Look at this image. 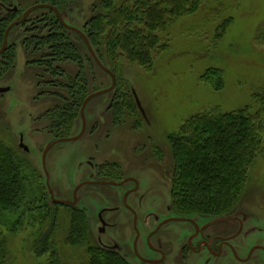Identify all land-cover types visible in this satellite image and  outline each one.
<instances>
[{
    "label": "rangeland",
    "instance_id": "374dc122",
    "mask_svg": "<svg viewBox=\"0 0 264 264\" xmlns=\"http://www.w3.org/2000/svg\"><path fill=\"white\" fill-rule=\"evenodd\" d=\"M99 1L71 0L65 8L66 22L82 31ZM21 3L22 8L30 5L29 1ZM40 14L37 11L35 17ZM223 25H226L224 29ZM20 32H14L10 41L20 43ZM70 35L85 59L89 72V96L108 89L112 84L110 76L95 63L81 37L74 32ZM158 36L167 48L155 58L150 70L128 62L124 56L108 59L109 69L118 75L114 91L87 104L84 136L76 142L56 145L46 161L50 187L55 198L64 201H72L76 186L81 181L91 180V175L98 181L136 178L140 190L128 199V203L134 205L140 219L147 217L139 226L142 238L155 227L157 214L160 219L171 214L183 216L174 209L172 213L167 210L172 206L170 136L198 113L213 108L227 113L252 105L254 93L264 86V0H202L195 12L177 18ZM26 61L24 50L19 47L14 73L0 80V86L11 88L0 96V139L26 161L27 168L36 170L50 197L42 154L54 141L55 136L49 131L53 132L51 129L57 123L51 122L48 114L64 105L61 98L51 94L58 93L62 98L68 96L64 89L50 86L47 82L50 78L43 75L42 70L28 69ZM61 66L72 78L78 74L74 63ZM208 71L221 73V85L216 87L211 77L204 78ZM35 73H41L43 77L39 83ZM117 88L125 91L132 103L135 91L145 116L133 104L126 106L118 116L108 109ZM80 114L72 121L70 137L66 139L81 132ZM22 143L29 152L24 151ZM131 187V184L121 188L85 186L77 194L76 206L70 207L84 212L94 243L110 248L118 246V253L127 264H144L134 258L133 217L123 206V195ZM238 199L231 212L237 208L244 211L249 217L244 229L253 228L255 231L241 248L244 255L252 244L264 242V152L251 165ZM111 208L116 210H106L108 212L103 214L109 225L105 227V233H100L103 225L98 215ZM60 213L67 218L61 219L57 231L63 260L65 264H85V248L71 249L63 245L69 219L66 211L60 210ZM184 217L206 221L197 214ZM179 226L175 223L170 228L176 230ZM34 230L29 228L9 238L11 264L45 263L46 258L38 259L31 251ZM179 241L181 243L182 238ZM174 255L164 264H184ZM204 258L191 254L185 264H203ZM224 263L239 264L231 257ZM248 264H256V261Z\"/></svg>",
    "mask_w": 264,
    "mask_h": 264
},
{
    "label": "trees",
    "instance_id": "16d2710c",
    "mask_svg": "<svg viewBox=\"0 0 264 264\" xmlns=\"http://www.w3.org/2000/svg\"><path fill=\"white\" fill-rule=\"evenodd\" d=\"M70 1L34 0V4L50 5L65 12ZM201 2L100 0L93 7L92 16L85 22L82 32L102 65L117 79V73L108 67L109 58L124 56L128 62L150 70L155 58L167 48L158 35L177 18L195 12ZM39 12L33 37L26 39L24 46L30 54V65L49 76L48 84L67 91L68 98L51 94L61 98L64 105L48 115L51 122L57 123L51 129L55 138H68L72 121L79 116L89 96V72L81 50L71 38L73 32L64 27L52 10L40 9ZM10 21L7 16L0 18L1 42ZM3 58V70L12 69L15 66L14 48L8 49ZM67 62L77 65L75 78L68 76L62 68L61 64ZM39 76L38 83L43 79L41 73ZM210 77L216 87L221 85V73L208 71L204 78ZM132 95L133 103L125 91L117 88L108 109L118 116L126 106L133 104L138 108L134 93ZM263 131L264 86L254 93L253 104L245 108L227 113L213 108L190 117L169 138L174 211L183 216L197 214L205 218L229 214L239 200L251 165L264 152ZM29 168L26 161L0 139V264H11L9 238L29 228L36 229L31 244L34 255L38 259L46 258L44 264H65L57 240L61 219L66 218L60 210L66 211L69 219L63 233V245L71 249L85 248V264H127L118 251L92 241L90 224L82 210L54 204L39 174Z\"/></svg>",
    "mask_w": 264,
    "mask_h": 264
},
{
    "label": "flooded vegetation",
    "instance_id": "af4514ba",
    "mask_svg": "<svg viewBox=\"0 0 264 264\" xmlns=\"http://www.w3.org/2000/svg\"><path fill=\"white\" fill-rule=\"evenodd\" d=\"M25 1H29L30 5L26 8H22L21 2ZM32 1L0 0V18L7 16L9 19H11V21L7 25V29L5 30L2 42L0 40V80L5 78L6 75L9 76V74L12 75V73H14L16 69L17 52L19 47L23 48L26 55L27 68H35L30 65V54L26 52L24 43L26 39L33 37L35 22L34 20L36 18L35 14L40 9L33 10L32 12L29 11L37 5L46 4H34V2L32 3ZM59 13L65 12L59 11ZM64 21L66 24H68L66 22V15L64 16ZM18 30H21L20 33L22 34L20 43L10 41L12 34L14 32H17ZM11 48H14L15 50V66L8 71H4L1 66V62L4 59V54L8 49ZM35 75L39 80L40 74L35 73ZM7 88L9 89L8 91L11 90L8 85L0 86V89ZM3 94L4 93H0V96ZM49 133L51 134L52 132L49 131ZM63 139L66 138H54V141H52L51 143H55ZM60 143H57L56 145ZM128 184L133 185V187L125 191L123 195V206L132 214L133 217L132 225L135 231V237L132 245V250L135 259L141 261L144 264H164L171 257V255L175 253V259L180 260V262L184 264L189 262L191 254L203 255L205 257L203 264H225V260L229 257L237 261V263L239 264H248L253 260L256 261V264H264V242H257L255 244H252L251 247L246 249L244 255L242 254L241 248L245 247L244 244L246 239L255 231H253V228L244 229L246 222L249 221V217L244 211L238 210V208L235 209L234 212H230V215L227 216L224 215L214 218H202L206 220L205 222L199 221L196 217L191 218L174 214L160 219V217H157V214L156 218L154 219L155 227L146 234L145 238H142L139 226L140 224L142 225L146 222L147 217L145 216V218L143 217L140 219V213L137 212L136 209H134L133 204L128 203V199L140 190V182L136 178L128 177L126 179L112 181H98L94 180V176L91 175V180L81 181V183H79L76 188L80 185V189L85 186H110L121 188L123 186H127ZM75 189L73 191L72 200L74 199ZM78 192L76 193V197ZM106 210H112L111 212H115L116 208L105 209L98 215V219L102 223L104 228L103 231V228L100 229V233H105V227L109 225L103 219V214L108 212ZM167 210L169 211V213H172V206L167 207ZM175 223H179L180 226L176 228V230L171 229L170 226ZM242 236L245 238H243ZM181 238L182 241L180 243L179 240ZM177 246H179L178 251L176 250V252H173V249ZM104 248L119 251L118 246Z\"/></svg>",
    "mask_w": 264,
    "mask_h": 264
},
{
    "label": "water",
    "instance_id": "95a60500",
    "mask_svg": "<svg viewBox=\"0 0 264 264\" xmlns=\"http://www.w3.org/2000/svg\"><path fill=\"white\" fill-rule=\"evenodd\" d=\"M42 8H47V9L52 10L55 13V15L57 16V18L59 19V21L64 25V27L66 29H68L69 31L75 32L76 34H78L81 37V39L84 41V43H85V45H86L89 53L91 54L92 58L94 59L95 63L101 68V70L103 72L107 73L110 76L111 81H112V84H111V86L108 89H105L103 91L94 93V94L88 96L86 98V100L84 101L83 107L81 109V114H80L81 115V119H82V130L78 134V136L73 137V138H69V139H63V140L57 141L55 143L49 144L45 148V150H44V152L42 154V165H43V169H44V172H45V175H46V179H47V182L46 183H47L48 192H49L50 197H51V201L54 204H58V205L76 206V204L78 203L77 197H76V193L80 189L81 185L78 186L75 189L74 199L72 201H68V200L64 201V200L56 199L55 198V195H54V192H53L52 188L50 187V183H49V174H48V171H47V168H46L47 156H48L49 152L53 149V147L57 143H60V142H76V141H78L80 138H82L84 136V134L86 133V130H87V123H86V118H85V108H86L87 104L92 99H94V98H96L98 96H101V95H104V94H108V93L113 92L114 89H115V87H116L117 79H116V76H115V74L113 72H111L110 70H108L106 67H104L102 65V63L98 59L96 53L94 52V50H93V48H92V46H91L88 38L84 35V33L81 30H79V29H77L75 27H71V26H69L68 24L65 23V21H64L65 13H59V11L55 7L49 6V5H37L33 9H31L29 12H32L33 10H36V9H42ZM8 90H9L8 88L7 89H0V93H5ZM133 93H134V97H135V100H136V103H137V106H138L140 112L145 116L144 109H143V107L141 105L140 100L138 99V96L136 95V92L134 91ZM21 147L24 149V151L29 152V149L23 143L21 144ZM103 230H104V228L102 229V231Z\"/></svg>",
    "mask_w": 264,
    "mask_h": 264
}]
</instances>
